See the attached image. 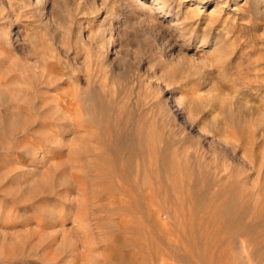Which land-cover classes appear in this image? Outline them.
Returning <instances> with one entry per match:
<instances>
[{
  "label": "rangeland",
  "instance_id": "1",
  "mask_svg": "<svg viewBox=\"0 0 264 264\" xmlns=\"http://www.w3.org/2000/svg\"><path fill=\"white\" fill-rule=\"evenodd\" d=\"M0 264H264V0H0Z\"/></svg>",
  "mask_w": 264,
  "mask_h": 264
},
{
  "label": "bare ground",
  "instance_id": "2",
  "mask_svg": "<svg viewBox=\"0 0 264 264\" xmlns=\"http://www.w3.org/2000/svg\"><path fill=\"white\" fill-rule=\"evenodd\" d=\"M118 21H119V19H118ZM62 98H61V100H62ZM68 104H69V102H68ZM140 125H141V123H140ZM136 126H135V128H136ZM121 128H122V126H121ZM121 128H120V126H119V128L118 127H116V128H109V127L104 128L102 131H103L104 137H106L105 140L103 141V143L97 141L99 147L101 149H103L105 154L109 153L112 150L116 151L118 153V151L120 150V146H122V144H121L122 141L121 140H124L123 142H125V145L127 144V147L129 148L127 155L123 159L124 162H121V163H123L122 165H120L119 162H117V160L116 161L112 160L111 162L106 163L107 172L105 173V175L108 173V175H110L109 178L114 179L115 184L111 185L112 182L111 183L109 182V183H110V185L112 187H114L115 190H118V192H120V190H121L122 192L125 193L126 197H128L127 199H125L123 201V204H124V207L126 208V210H131L132 209V202L133 201H134V204H135L136 208L138 210L139 209L142 210L139 207V203L142 202L141 199H139V198H141L142 196L144 197V189H143V184L141 182V179L143 178L142 175H143V172H144L145 168H144V164H143L142 159L141 158L137 159L138 158L137 157L136 158V168L134 169V167H132L133 166V163H132L133 161H132V157H131V156H135L136 157V155L138 156V154L140 152H142V143H140L139 141H134L135 139L133 140L132 138L131 139L129 138L128 140L122 139L121 138V133H122L121 131L124 130V128L120 131ZM140 130H141V128H140ZM144 130H147V129L144 128ZM144 130H143V132H144ZM133 136L135 137V135H133ZM143 136H142V138H144ZM112 137H114V140L116 141V143H114V142L112 143ZM127 137L128 136H126V138ZM118 141H121V142L119 143ZM90 158L93 159L94 156L92 155ZM102 179H104V178H102ZM109 196L110 197L108 199H112L113 198L111 195H109ZM121 203H122V201H121Z\"/></svg>",
  "mask_w": 264,
  "mask_h": 264
}]
</instances>
